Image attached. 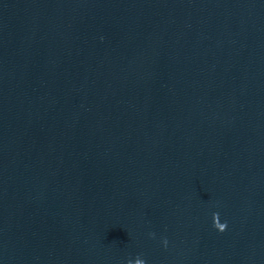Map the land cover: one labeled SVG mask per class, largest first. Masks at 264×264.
<instances>
[{
  "label": "water",
  "instance_id": "95a60500",
  "mask_svg": "<svg viewBox=\"0 0 264 264\" xmlns=\"http://www.w3.org/2000/svg\"><path fill=\"white\" fill-rule=\"evenodd\" d=\"M137 259L264 264V0H0V264Z\"/></svg>",
  "mask_w": 264,
  "mask_h": 264
},
{
  "label": "clouds",
  "instance_id": "9594fccd",
  "mask_svg": "<svg viewBox=\"0 0 264 264\" xmlns=\"http://www.w3.org/2000/svg\"><path fill=\"white\" fill-rule=\"evenodd\" d=\"M226 227H227L226 224H224V225H217L216 226V231L223 232L226 229ZM162 243L166 244L167 241H163ZM136 264H145V261L142 260V259H137Z\"/></svg>",
  "mask_w": 264,
  "mask_h": 264
}]
</instances>
